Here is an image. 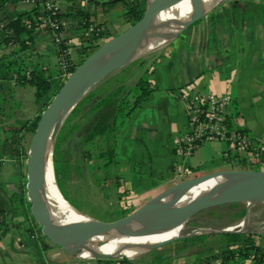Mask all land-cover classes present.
Instances as JSON below:
<instances>
[{
  "label": "trees",
  "instance_id": "16d2710c",
  "mask_svg": "<svg viewBox=\"0 0 264 264\" xmlns=\"http://www.w3.org/2000/svg\"><path fill=\"white\" fill-rule=\"evenodd\" d=\"M21 3L29 6L21 7ZM55 3L57 7L52 9L44 7L41 3H27L25 0H0V104L13 98L14 85L33 86L37 113L25 127L30 132H33L40 112L50 102L67 74L101 44V40L105 41L112 36L106 20L98 18V12H107L115 5H119L121 18L129 25L138 20L146 8V0H55ZM49 22L58 24L57 29L53 30ZM44 27L48 29L55 49L54 71L48 62L41 60L35 48L36 40ZM54 32L60 33L58 41L53 39ZM72 54L77 57L76 61L73 60ZM161 55L159 50L145 57L139 56L109 72L91 85L68 113L54 139L52 164L56 185L62 196L74 208L83 211L64 192L55 154L68 118L71 116H78L79 119L93 117L88 130L82 135L81 152L85 157L94 159L97 168L104 171L102 180L105 178L111 180L113 177L116 184L123 182L121 174L116 170L117 139L127 118L141 108L149 94L157 89L154 78H151L149 74L154 71L153 67L157 62L159 63ZM193 82L194 79L189 80L178 88L181 89L183 86L192 88ZM165 90L171 91L173 88H165ZM184 99L185 95H182V100ZM229 108L230 112L227 114L229 129L251 134L238 121L237 112L231 110L230 106ZM79 119L65 131V137L73 136L74 130L79 125ZM186 131L187 127L178 135ZM20 138L21 135H16V130L12 128L9 141L6 137L3 143V153L7 157L16 159L22 157V160L26 158L27 149L20 143ZM202 141L204 140L197 141L191 152ZM221 141L225 143V147L221 150L222 158L234 165V168L264 170L259 167L264 164V157H254L250 148L244 151L231 150L227 141ZM175 148L179 153L176 143ZM225 151L228 152V156L224 155ZM62 165L61 173L64 175L67 168L66 162L63 161ZM23 190L22 188L20 191L23 196L21 201L24 207L22 208L19 206L17 200L19 196L16 193L5 195L0 189V238L14 226L34 231L30 233L32 236L36 234L45 237L30 213V203L24 196ZM117 195L120 197L119 192ZM130 211L120 210L117 215L120 217ZM19 216L23 218L25 216V219L19 218L17 222H13V219ZM29 218L34 220L33 226L27 225L26 220ZM192 225L200 224L191 217L187 220L186 226ZM210 238H214L215 245L208 244L199 249L191 264H242L245 261L250 264H264V247L258 243L256 233L247 231L181 236L148 250L145 254L138 256L141 259L135 263L170 264L169 261H172L179 252L176 242H181L182 246L183 244L192 246ZM95 258L131 264L124 257Z\"/></svg>",
  "mask_w": 264,
  "mask_h": 264
},
{
  "label": "crops",
  "instance_id": "0c3cea01",
  "mask_svg": "<svg viewBox=\"0 0 264 264\" xmlns=\"http://www.w3.org/2000/svg\"><path fill=\"white\" fill-rule=\"evenodd\" d=\"M20 6L29 5L21 3ZM202 16L198 22L188 25L183 35L184 29L177 35L181 36L179 42L172 44V39L161 49L160 58L168 57L165 66L176 69L171 82L164 80V87L173 90L159 96L148 115L141 114L144 109L140 108L134 117L136 120L133 119L134 124H131L134 138L142 141L143 133L144 139L150 142L149 155L156 153L145 164L148 169L146 177L166 178L167 184L178 180L181 173L188 174L193 167L200 166L208 149L207 146V149L202 148V141L189 155H179L176 151L175 137L186 129L182 95L213 91L228 96L229 106L237 112L243 127L253 136L264 139V0H222ZM47 33L45 28L40 35ZM40 35L36 40L37 50L41 47ZM51 44L55 54L52 40ZM46 62L50 64V61ZM192 79V88H178ZM154 81L159 85L158 75ZM18 88L14 85L13 98L0 104V189L5 195L14 192L22 198L25 159L7 157L3 153V143L6 137L9 141L10 131L14 128L16 135H21L20 143L28 150L32 132L25 127L37 113V105L33 99L34 103L27 112L21 110L23 99ZM170 99L177 102L173 104ZM139 114L143 117L138 118ZM127 133L123 134V139ZM30 233L34 231L14 226L0 238V264H120L75 256L60 246L54 249L42 237ZM175 245L182 250L181 242ZM177 264L184 263L178 258ZM242 264L250 263L245 261Z\"/></svg>",
  "mask_w": 264,
  "mask_h": 264
},
{
  "label": "rangeland",
  "instance_id": "374dc122",
  "mask_svg": "<svg viewBox=\"0 0 264 264\" xmlns=\"http://www.w3.org/2000/svg\"><path fill=\"white\" fill-rule=\"evenodd\" d=\"M191 1L193 0H187L186 2ZM97 16L99 19L106 20V23L110 28V33L112 34V36L120 33L129 26L128 23L124 22L121 18L119 5H115L113 8H110V10H108L107 12L99 11ZM188 27H186L183 32L180 31L182 32L181 35L184 34ZM43 29H45V27ZM50 37L51 36L49 33L45 34L44 36L40 35L39 43H41V47L37 51L40 55L39 57L42 60L50 61L52 71H54L56 67V60L55 54L52 51V38ZM172 39H174L172 42V44H174L179 42L181 36L176 35L172 37L169 41H167L165 44L161 45L158 48L150 50L141 56L145 57L147 56V54L153 52L157 53L159 50L163 49V47H165ZM102 42L103 40H101V43ZM37 57L38 56H36V58ZM72 57L74 61L77 60V57H75L74 54H72ZM160 59V62L156 63V69L149 74L151 78H155L156 75H158L159 85H157V89L151 92L152 95L150 96V99L146 101V103L144 102V104L141 106V108L145 110V112L144 110H142L141 114L148 115L150 109L155 108L154 103L159 100V96L163 94H168V91L165 90L166 87H164V80L168 79V81L171 82L170 78L176 73V69L173 70L165 66V62L166 60H168V57L166 58L162 56ZM15 86L16 88L19 87L18 90L20 91L21 97L23 99V105L20 108L21 110L27 112L29 107L34 103V88L29 84H17ZM188 88L189 86H183L184 90H188ZM171 101L173 102V104L177 102V100H174L175 102L173 100ZM139 110L140 108H138L130 118H127L125 124L123 125L122 131L117 139L118 144L116 170L121 174V177L123 179V182L118 184L114 182L113 177H111V180L109 178H105L102 180V177L105 175L104 171L97 168V164L95 163L94 159H89L85 157L81 152V148L83 146L82 135L88 130L91 122L93 121V117L79 119L78 116H71L70 118H68L65 126L63 127V132L60 137L61 139L58 143L55 152L57 168L58 172H60L61 184L65 194L83 210L79 211L85 213L86 215L92 218L100 220H114L118 218V211H133L134 209L138 208L140 205L144 204L146 201H148L170 185L169 183H166V178L157 179L154 177V175L146 177L148 169L145 164L148 162V160H151V158L156 156V153L151 154L152 157L149 155L147 148L148 143L150 142L147 139H144L145 135L143 133L141 134V137L143 138L142 141L140 139H138L140 140L138 141L132 135L134 126L132 127L131 124H134L133 122L134 120H136L134 117H137L136 113H138ZM66 117L60 124L56 135L61 129ZM142 117V115H138V118ZM78 119L80 120L79 125L74 130L73 136L70 135L65 137V131L68 130L71 124H73L74 122H78ZM127 131L128 133L125 136L126 138L123 139V134H125ZM154 142L157 143L156 141H153V143ZM203 143V149H207L208 147V149L205 150V161L202 162L200 166L193 167L194 169H192L190 173H181V175H179L178 177L179 179L183 177L198 175L201 173H208L216 170L234 168V165L223 160L222 158L221 150L225 147V143L218 140H204ZM52 159L53 147L51 148V164L53 163ZM63 161H65L67 165L66 172L64 175L61 173ZM259 167L264 169V164H261ZM52 175L54 183H56L54 178L53 164ZM174 181H176V179H174L173 182ZM25 182L26 179L25 177H23L22 185L24 184L25 186ZM24 186L22 188L24 189L23 191L25 193ZM4 187L7 188V186ZM117 192H119L120 197H118ZM17 200L19 206L23 208L24 205L21 201L22 198L19 196ZM247 207L248 205H246L245 201L236 200L233 202L224 203L203 209L192 216L193 219L196 222H199L200 225L186 226L182 231V234L191 233L190 235H193L199 233L225 232L223 231L224 228L238 223L243 217L246 216L247 224L241 229L240 226H236L232 228L231 231H247L256 233L258 243L264 247V201H259L254 205L248 208ZM19 218L23 217H15L13 219V222H17V219ZM23 219H25V216ZM26 221H28L27 225L33 226L34 220L29 218V220ZM207 230H211V232H207ZM42 238L54 249L59 247L58 245H54L49 242L47 238ZM208 244L215 245L214 238H210L209 240L196 243L192 246H187L183 244L182 250L181 248L179 249L181 250L180 254L175 256L172 261H169V263L177 264L179 258L184 264H191L193 259L197 256V252L199 251V249ZM147 251L138 254L136 258L133 259V262L135 263V261H139L141 257L138 256L145 254V252ZM108 261L113 262L111 260Z\"/></svg>",
  "mask_w": 264,
  "mask_h": 264
},
{
  "label": "water",
  "instance_id": "95a60500",
  "mask_svg": "<svg viewBox=\"0 0 264 264\" xmlns=\"http://www.w3.org/2000/svg\"><path fill=\"white\" fill-rule=\"evenodd\" d=\"M179 1L181 0H153L149 3L147 0L145 11L138 20L129 24V26L120 33L109 37L99 44L67 74L50 102L40 112L35 128L31 133L27 156L25 158V196L30 203V213L40 226L41 234L50 242L60 246L72 255L83 257L79 255L77 251L69 247L71 245L89 242L93 238L108 233L123 234L126 233L131 226H148L155 230H164L182 222L181 229H184L187 220L203 209L241 200V196L264 190V170L230 168L201 173L176 180L138 208L114 220L92 218L83 212L81 213L85 215L86 218L80 219L57 218L49 214L47 201L41 192L42 164L45 156L47 139L50 136L54 143L55 135L60 124L78 99L91 85L109 72L136 58V56L131 55L125 57L117 64H111L110 60L115 59L125 52L133 41H141L143 35L152 24L156 14L173 6ZM202 14L185 21L174 36L178 35L180 31L185 29L193 21L200 18ZM101 69L107 70L105 73L101 74L99 73ZM78 90H82V93L76 96V91ZM73 99L74 102L70 104ZM218 175L227 176V182L218 187L208 199H191L179 203L166 213L160 214L156 212L159 205L176 201H165V198L169 194L176 191H184L202 181ZM223 231H231V229L224 228ZM207 232H211V230H207ZM190 234L191 233L181 234L160 241L151 245L145 251ZM138 254L128 257L123 253L112 254L98 252L90 257H124L131 264H136L133 262V259Z\"/></svg>",
  "mask_w": 264,
  "mask_h": 264
},
{
  "label": "bare ground",
  "instance_id": "6f19581e",
  "mask_svg": "<svg viewBox=\"0 0 264 264\" xmlns=\"http://www.w3.org/2000/svg\"><path fill=\"white\" fill-rule=\"evenodd\" d=\"M152 1L153 0H148L149 3ZM186 1L187 0H181L173 6L156 14L152 24L143 35V39L141 41H133L125 52L115 59L110 60L111 64H117L123 58L131 55L136 57L141 56L150 50L160 47L174 36L185 21L208 11L220 0ZM106 70L107 69H101L99 73L103 74ZM81 93L82 90L76 91V96H79ZM73 102L74 99L70 104ZM52 140L53 139L49 136L46 142L41 178V192L47 201L49 214L52 217L57 218H86L81 211L74 208L63 198L54 183L51 164ZM227 179V176L218 175L202 181L184 191L173 192L165 198V201H176L173 203L159 205L156 212L160 214L166 213L179 203L191 199H208L218 187L227 182ZM240 199L245 201L246 205L250 207L259 201H264V190L241 196ZM246 224L247 219L246 217H243L238 223L226 228L232 229L236 226H240L241 229ZM181 227L182 222L164 230H155L148 226H131L128 228L126 233H108L93 238L89 242L75 244L69 247L77 251L79 255L83 257H90L94 253L98 252L112 254L123 253L128 257H132L145 251L148 247L155 243L181 235L184 230L181 229Z\"/></svg>",
  "mask_w": 264,
  "mask_h": 264
},
{
  "label": "built area",
  "instance_id": "2783aa9c",
  "mask_svg": "<svg viewBox=\"0 0 264 264\" xmlns=\"http://www.w3.org/2000/svg\"><path fill=\"white\" fill-rule=\"evenodd\" d=\"M27 3H41L46 8H56L55 0H25ZM57 29L58 24L49 22ZM54 41L60 39V33H53ZM184 112L187 131L175 137L177 150L182 155H188L199 140H224L231 150L244 151L250 148L254 157H264V139L252 134L229 129L227 114L230 112L229 97L213 91L194 92L185 95ZM228 156V152H224Z\"/></svg>",
  "mask_w": 264,
  "mask_h": 264
}]
</instances>
